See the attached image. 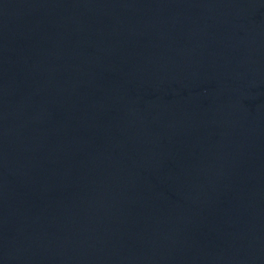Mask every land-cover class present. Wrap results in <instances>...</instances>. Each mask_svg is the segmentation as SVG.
<instances>
[{
  "label": "water",
  "instance_id": "obj_1",
  "mask_svg": "<svg viewBox=\"0 0 264 264\" xmlns=\"http://www.w3.org/2000/svg\"><path fill=\"white\" fill-rule=\"evenodd\" d=\"M0 264H264V0H0Z\"/></svg>",
  "mask_w": 264,
  "mask_h": 264
}]
</instances>
